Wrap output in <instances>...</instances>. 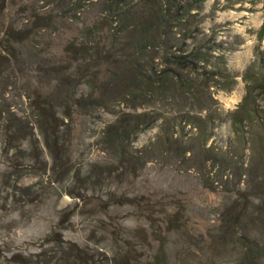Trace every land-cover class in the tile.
<instances>
[{"label": "rangeland", "instance_id": "1", "mask_svg": "<svg viewBox=\"0 0 264 264\" xmlns=\"http://www.w3.org/2000/svg\"><path fill=\"white\" fill-rule=\"evenodd\" d=\"M40 1L0 0V58L7 64L30 46L53 65L61 82L33 79L32 105L69 90L108 105L74 119L64 144L42 133L24 142L25 158L7 116L15 91L0 80V264H66L52 252L59 242L73 251L70 264H264V0L194 2L192 23L170 41L185 50L173 61L182 75L157 90L139 82L138 69L153 76L149 67L167 54L162 46L137 50L145 30H114L105 11L113 0L51 14ZM158 2L123 8L150 16ZM166 33L155 30L154 40ZM89 45L95 59L81 81L72 71ZM195 45L209 61L187 55ZM159 109L177 121L182 111L203 110L198 116L212 122L186 125L175 140L162 119L149 118L132 142H110L123 115Z\"/></svg>", "mask_w": 264, "mask_h": 264}, {"label": "trees", "instance_id": "2", "mask_svg": "<svg viewBox=\"0 0 264 264\" xmlns=\"http://www.w3.org/2000/svg\"><path fill=\"white\" fill-rule=\"evenodd\" d=\"M125 1L129 0H113L107 4L108 6L105 11L112 18L110 23L112 25L111 27L119 33H124L126 35L131 34L133 31H138L137 28L145 30L144 32H146V35L144 38H140L137 44V50H139L140 53L147 52L149 48L155 49L162 46L167 55L164 59L160 58L154 66L152 65L149 67V69L151 68V71H149L153 72V76H149L150 74L145 73L141 67L138 69V74H140V77H138V80H140L139 82H148L151 88L155 90L160 89L161 80L166 81L168 79L181 77L182 75L181 72L174 68L173 61L182 57L181 55H183L185 50L182 47H176L175 44H171L170 41L172 39L178 41L182 38V31L184 29L183 23L186 21L187 23H192V17H194L193 10L199 5L194 2H201L202 0H192L193 2H189V0L188 2L187 0H159V10L150 16H145L138 9L137 12H127L123 8V3ZM40 2H42V7L46 11V14L54 13L59 9L77 13L87 6V0H42ZM134 9H136V6H134ZM154 10L156 11L157 7L154 8ZM193 24L196 25V23ZM155 30H160L163 33H166L168 30H173L174 34L166 33L164 40L155 41L158 39L155 35ZM191 31H194V28ZM184 33L185 38L193 37L192 32H187L186 30ZM181 44L182 46L185 45L183 41H181ZM90 46L91 45L83 47L85 49L83 61L72 71V74L75 72L81 81L83 77H86L90 72V61L95 59L93 58L94 54L91 52ZM175 47L176 49L172 50ZM113 50L117 51L115 49ZM188 52L190 53L187 55H189L193 61L199 60V55L204 61H209L205 55L199 52L197 45L193 46ZM117 54L118 53H112L116 58L118 57ZM40 58L41 56L30 46L21 48L18 52H16L15 49L13 55L9 57L7 64L2 61L4 60L2 56L0 58V80H3L6 86L12 85L16 97L14 100L15 110L9 111L7 115L9 117V127L13 130V135L11 137L16 143V148L19 153L24 152L23 157L25 158H27V154L23 147L24 142H31L33 145L36 144L40 141L38 135L42 133L47 142L51 139H54V141H60L62 139V143L64 144L67 138L72 135L73 127L71 124L74 119L87 116L91 114L93 110H97L101 106L105 108L108 105L107 101L102 97L93 96L89 93L88 96H79L75 94L76 92L71 90L64 96L54 95L49 101H47V98H45L44 101L39 99L37 106L32 105L29 102V99L32 97L27 89V84L32 82L33 79L37 80L38 78L41 80L45 77H50L53 80L61 82V78L52 71L55 69L52 67L53 65L44 64L39 60ZM86 62L88 63L87 66H85ZM59 71L66 72L65 68ZM190 77L193 79L192 75H190ZM154 78L155 81H153ZM65 79H67L66 73ZM201 112H203V110H194L191 111V113L189 110L182 111L178 116V121L177 117L167 116L165 112L160 109L154 112H143L141 115L126 113L111 125V129L107 135H109L111 143L124 142L125 139L132 136L134 128H137L138 132L143 130V127L146 128L147 121L151 118L152 120L149 124H152L158 119H162L163 130L171 132L172 129V136H174L175 140H179L181 139V135H178V133L176 134V132L182 130L186 125L191 126L193 124V126L201 130L206 128L209 122H212V117L210 121H208L206 116H203L201 119V117L198 116L201 115ZM133 139L134 137L132 136L130 142H132ZM67 165L68 164L65 166ZM71 172L72 169L68 168L67 180L71 179V177H69ZM16 186H23V184L16 182ZM85 187L88 188L86 183ZM52 252L57 256L58 263L60 260H65L66 264H70L68 262V255L73 252L72 250L62 246L59 242L52 249ZM14 258L16 259V254Z\"/></svg>", "mask_w": 264, "mask_h": 264}]
</instances>
